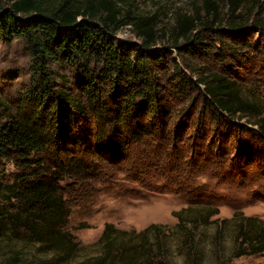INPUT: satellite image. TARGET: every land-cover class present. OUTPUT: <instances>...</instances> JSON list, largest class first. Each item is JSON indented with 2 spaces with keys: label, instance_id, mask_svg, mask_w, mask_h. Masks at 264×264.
<instances>
[{
  "label": "trees",
  "instance_id": "16d2710c",
  "mask_svg": "<svg viewBox=\"0 0 264 264\" xmlns=\"http://www.w3.org/2000/svg\"><path fill=\"white\" fill-rule=\"evenodd\" d=\"M144 2L0 0V48L20 43L29 58L23 90L0 96V242L12 246L5 264L22 261L19 243L50 256L43 264H175L176 241L185 264L264 254V219L214 220L219 208L195 199L173 213L174 228L106 224L94 254L67 229L70 195L103 182L106 162L137 155L146 170L170 160L187 136L186 118L206 129V118L230 128L247 119L264 140V111L235 69L246 59L245 29L264 30V0H200L191 10ZM127 27L138 42L118 38ZM212 146L191 153L207 156Z\"/></svg>",
  "mask_w": 264,
  "mask_h": 264
},
{
  "label": "rangeland",
  "instance_id": "374dc122",
  "mask_svg": "<svg viewBox=\"0 0 264 264\" xmlns=\"http://www.w3.org/2000/svg\"><path fill=\"white\" fill-rule=\"evenodd\" d=\"M199 1L145 0L144 3H164L167 9L191 10ZM168 16L172 18L171 11ZM170 22L165 19L164 24L170 28ZM245 30L248 32L242 35L245 43L242 47L246 49L243 50L246 59L242 65L235 66L236 77L247 96L258 100L264 111V30L251 26ZM211 35L226 40L234 48L239 47L228 33L224 36L223 32H213ZM118 38L138 42L130 27L121 30ZM250 44L256 48L250 49ZM172 53L176 55L175 51ZM28 63L29 58L20 43L0 48L2 99L11 100L23 90L28 79ZM213 65L219 67L217 63ZM187 121L188 128H184L187 136L179 139L177 149L171 150L173 158L170 160L146 170L137 155L118 165L106 162L101 168L103 182L84 185L69 196L72 216L67 229L89 253H95L90 247L101 239L106 224L127 231H142L152 224L174 228L177 220L173 213L186 208L194 199L219 208L220 215L214 220L232 219L235 213L264 219V140L257 127L247 119L234 121L230 128L223 121L212 124L206 118L207 129L202 121L198 123L197 116L191 120L186 118ZM196 127L201 132H197ZM198 135L207 136L197 140ZM211 142L214 151L210 155L191 153L193 145L208 147ZM14 171L12 165L8 166L9 173ZM215 230V226L210 227L209 234ZM11 247L5 240L0 242V264L11 257ZM21 247L26 248L22 249V261L18 264H43L50 258L38 253L34 245L19 243ZM177 247L176 241L173 262L185 264ZM231 264H264V254L236 259Z\"/></svg>",
  "mask_w": 264,
  "mask_h": 264
}]
</instances>
